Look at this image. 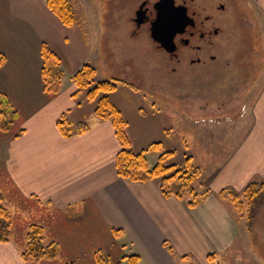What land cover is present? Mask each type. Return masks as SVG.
I'll return each mask as SVG.
<instances>
[{
    "label": "crops",
    "instance_id": "crops-1",
    "mask_svg": "<svg viewBox=\"0 0 264 264\" xmlns=\"http://www.w3.org/2000/svg\"><path fill=\"white\" fill-rule=\"evenodd\" d=\"M40 1L45 5V0ZM248 1L264 15V0ZM2 4L0 51L7 56L0 70V88L19 110L20 131L6 141V158L0 168L22 197L60 216L54 225V231L60 233H53L56 238L49 233L48 238L68 249L67 259L61 256L62 260L95 264L89 248L109 246V241L119 238L117 248L137 255V264H222L227 250L243 249L247 226L236 220L234 209L218 194L226 188L241 191L250 182H264V84L260 83L253 102L247 101L248 114L245 108L240 117L224 118L218 131L196 133L198 141L208 145L210 171L202 183L209 194L190 208L175 197H163L156 180L139 183L118 178L115 158L120 145L112 124L91 116V109V117L79 115L84 103L74 95L76 87L70 78L74 70L67 75L70 82H61L56 97L48 99L43 94L39 50L49 40L44 27L38 25V30L30 23L33 19L10 14V1ZM41 19L59 26L48 9L44 8ZM66 31L69 36V28ZM49 42L63 60L65 35L54 38L50 34ZM62 115L72 123L85 122L88 130L64 138L56 127ZM203 118L197 114L191 121L198 124ZM214 118H206L213 120L208 125L217 124ZM230 122L234 123L231 127ZM235 125L241 128L237 130ZM250 257L256 264H264V258L255 253ZM0 264L29 263L8 242L0 244Z\"/></svg>",
    "mask_w": 264,
    "mask_h": 264
},
{
    "label": "rangeland",
    "instance_id": "rangeland-1",
    "mask_svg": "<svg viewBox=\"0 0 264 264\" xmlns=\"http://www.w3.org/2000/svg\"><path fill=\"white\" fill-rule=\"evenodd\" d=\"M5 1H10V14L33 19L30 23L36 24L38 30V25L44 27L46 36L49 38L45 44L49 48L50 34L54 38L65 35L67 44L63 45L61 50V56L65 61L62 58L58 89L61 82H70L67 79L69 71L74 70L75 72L83 64H89L95 68V81L113 80L120 78V75H124L125 79L130 81L125 83L132 85L133 88L117 83L116 91L109 95V99L126 122L125 132L131 149L134 152L148 150L146 154L150 168L157 163L159 156L163 153H170L169 158L164 160L166 165L182 166L190 157L193 166L196 165L200 169L202 183V178L207 175L205 173L210 171L207 164L210 159L208 158V145L205 146L206 141L199 142L195 137L196 133L200 131L211 134L213 130L218 131L217 127L221 121L231 116L240 117L244 114L245 108L248 114L247 101L251 104L260 83L264 84V15L259 9L249 5L248 0H236L235 4L231 5L233 17L230 23L227 24L223 20L217 23L225 37L228 32L231 34L223 51L226 66L219 67L212 77L208 80L201 79L200 82L194 81L193 77H180L172 73V64L159 59L156 56L158 52L154 54L155 47L144 34L130 36L132 25L127 22V18L132 16L133 6L127 5L129 0H68L74 17V22L70 27L61 24L55 16L59 26L57 24L50 26L45 23L44 19L39 20L44 8L47 10L40 0H0L2 11L5 8L2 3ZM116 14H120V18L117 19ZM68 28L69 36L66 31ZM50 49L54 52L52 48ZM0 54L5 57L0 67L1 70L7 55L1 51ZM58 57L61 59L60 56ZM141 69H145L142 70L144 78L152 82H135L136 76H143L142 72H139ZM116 70L121 73L116 74ZM40 80H42L41 76ZM40 83L41 90L45 94L42 81ZM0 95L5 96L8 107L15 112L8 130L0 131L1 165L6 158V141L20 131V113L12 99L2 92L1 88ZM78 96L79 100L84 103L82 113L80 112L79 115L93 116L94 102L86 98L85 92ZM46 97L54 98H49L47 95ZM197 114L204 116L198 124L196 121H191V118ZM212 116L217 117L214 118L217 123L214 126L208 125V122L213 121L212 119H206ZM218 116H222L223 119ZM205 121L207 123L203 124ZM232 121L234 120L231 119ZM231 122L229 127L234 124ZM238 127L235 125V129ZM205 138L207 135L204 136ZM201 188L209 194L208 188L203 183ZM243 189L236 191L226 188L222 191H234L243 200ZM0 194H2L3 204L7 207L12 220L8 242L16 245L20 250V255L29 226L35 224L43 227L44 245L51 242L48 238L49 233L50 237L54 236L53 233H60L54 231L56 229L54 225L59 222L60 216L51 209L41 208L36 201L22 197L2 168H0ZM231 208H233L232 205ZM245 209L242 214L234 210V215L243 227L244 224L247 226L246 245L242 246L243 238H241L242 244L239 245L243 249H239L238 252L234 247L227 250L221 257L222 264H256L251 259L250 253L264 258V191L253 199L250 206L245 205ZM118 233L114 232V235ZM119 240L120 238L117 241H109V246L90 247L89 251H92L91 256L95 257V264L98 255L108 257L113 263L126 264L122 258L128 255V252L122 251L120 247L117 248L121 244ZM58 242L57 245L60 246L57 259L43 262L74 264L62 260L61 256L67 259L68 249ZM240 251L243 253L240 254ZM239 255L242 256L240 262ZM28 263L36 262L29 261Z\"/></svg>",
    "mask_w": 264,
    "mask_h": 264
},
{
    "label": "trees",
    "instance_id": "trees-1",
    "mask_svg": "<svg viewBox=\"0 0 264 264\" xmlns=\"http://www.w3.org/2000/svg\"><path fill=\"white\" fill-rule=\"evenodd\" d=\"M46 8L66 27H70L74 22L73 12L68 0H45ZM39 55L41 59L40 76L43 84V91L49 98L57 95L60 84V74L62 72L61 59L45 44L40 45ZM5 57L0 54V67L4 63ZM96 70L89 64H83L71 76V81L76 87L74 95L78 96L85 92L86 98L94 102L93 115L102 121H110L115 136L119 142L120 150L115 158V170L118 178L124 181L146 183L151 180L158 182V187L165 198L175 197L184 201L188 207L198 205L207 195L201 188L200 169L192 164V159L188 157L182 166L166 165L164 160L169 158L163 153L159 156L157 163L153 167H148L147 152L143 150L134 152L125 132L126 122L121 117L120 111L109 99V95L116 91V84L121 83L128 87L132 85L117 80L95 81ZM133 88V86H132ZM14 111L8 107L5 96L0 95V131H6L11 126V118ZM6 127V128H5ZM56 127L64 138L74 135H82L88 130L85 122L72 123L62 115L56 121ZM17 136V135H16ZM158 146V144H154ZM171 156V155H170ZM264 191V182H250L242 191V199L231 190H224L218 194L221 200L227 201L233 209L242 214L250 206L253 199ZM11 217L8 209L3 204V197L0 194V244L7 243L11 228ZM168 251L171 250L168 248ZM59 253V246L51 241L43 244V227L41 225H31L25 236V243L21 257L24 261H52L56 260ZM137 255H128L122 258L126 264H137ZM122 263V262H121ZM96 264H120L113 263L108 257L97 256Z\"/></svg>",
    "mask_w": 264,
    "mask_h": 264
},
{
    "label": "flooded vegetation",
    "instance_id": "flooded-vegetation-1",
    "mask_svg": "<svg viewBox=\"0 0 264 264\" xmlns=\"http://www.w3.org/2000/svg\"><path fill=\"white\" fill-rule=\"evenodd\" d=\"M158 1L129 0L127 5L133 6L132 16L127 18V22L132 25V30L129 33L131 37L144 34L151 45L155 47L156 52L154 54L158 52L156 56L159 59L172 64V73L180 77H193L196 82H200L201 79L208 80L219 67L226 66V64L224 65L223 51L231 34L228 32L227 37H225L217 23L220 20L227 22V24L230 23L233 17L230 7L235 4L236 0H173L174 6L186 8L187 15L193 24L187 25L182 33L178 32L174 35V50L172 52L165 51L150 38V26L156 18L155 5ZM118 17L120 18V14L117 15V19ZM142 70L145 69H141L139 72L141 73ZM116 72V74L121 73L118 70ZM120 76L114 80L130 82L125 79L124 75ZM135 82L152 81L144 78L143 75L136 76Z\"/></svg>",
    "mask_w": 264,
    "mask_h": 264
},
{
    "label": "water",
    "instance_id": "water-1",
    "mask_svg": "<svg viewBox=\"0 0 264 264\" xmlns=\"http://www.w3.org/2000/svg\"><path fill=\"white\" fill-rule=\"evenodd\" d=\"M156 18L150 26V38L167 52L174 50L173 37L182 33L184 28L193 24L186 8L174 6L173 0H159L155 5Z\"/></svg>",
    "mask_w": 264,
    "mask_h": 264
}]
</instances>
